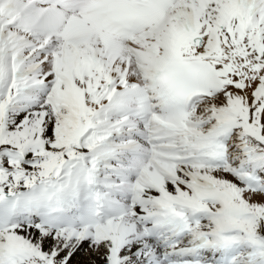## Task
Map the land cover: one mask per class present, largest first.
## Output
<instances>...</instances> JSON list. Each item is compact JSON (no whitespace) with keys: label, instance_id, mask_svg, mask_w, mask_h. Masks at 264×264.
I'll list each match as a JSON object with an SVG mask.
<instances>
[{"label":"snow or ice","instance_id":"obj_1","mask_svg":"<svg viewBox=\"0 0 264 264\" xmlns=\"http://www.w3.org/2000/svg\"><path fill=\"white\" fill-rule=\"evenodd\" d=\"M0 264H264V0H0Z\"/></svg>","mask_w":264,"mask_h":264}]
</instances>
